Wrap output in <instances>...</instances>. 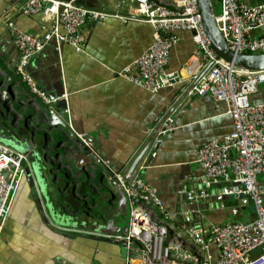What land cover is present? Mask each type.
Segmentation results:
<instances>
[{"label":"crops","instance_id":"crops-1","mask_svg":"<svg viewBox=\"0 0 264 264\" xmlns=\"http://www.w3.org/2000/svg\"><path fill=\"white\" fill-rule=\"evenodd\" d=\"M240 1L247 5L264 3V0ZM21 2L0 0V132L13 136L32 151H49L53 160L56 155L67 152L66 145L70 154L61 161L54 160L56 164H67L66 183L60 176L61 170L54 172L58 174V187L62 193L58 192L49 175H46L49 180L46 190L49 198L46 200L37 184L34 194L27 180L21 179L10 200L9 215L0 239V264H59L65 260L69 264H127L130 257H136L138 249L100 239L97 236H109L95 229L110 219L121 227L119 233H124V227H128V214L124 220L120 218L114 208L117 198H111L118 189L112 187L107 173L80 157L81 150L71 149L73 141L61 127H49V116L37 101L44 107L59 103L57 109L71 130L87 140L96 155L105 157L103 162L107 166L111 164L110 170L121 169L123 176L161 114L170 110L182 95L181 86L151 93L120 77L118 71L150 46L153 28L140 20L108 17L80 27L82 49L76 50L65 43L49 45L30 60L26 71L47 99L38 97L31 93L16 71L19 50L8 23L22 31L41 35L51 28L53 17L43 12L26 15L20 10L15 11ZM87 4L128 17L136 16V5L132 0H88ZM215 5L219 6L217 1ZM178 35L180 39L171 49L169 70H180L195 48L190 31H181ZM252 35H264V27L254 30ZM3 90L7 92L6 100L1 96ZM250 99L264 104V82L257 84ZM170 116L176 128L166 134L159 145L151 146L147 157L152 150L156 155L151 156L141 174L157 190L164 205V211L158 212V217L169 226L173 235L190 250L207 245L216 257L217 251L208 233L209 225L232 220L250 222L254 218L253 206L247 198L223 194V184H207L196 161L197 149L204 142L220 141L232 131V118L226 113L224 103L210 95H188ZM73 156L77 159L75 163ZM31 162L28 158L25 165L29 166ZM257 180L264 186V173ZM184 190L193 192L195 197L183 201ZM220 196H223L222 201H218ZM45 202H51L56 209L63 205L78 206L87 213L86 226H69L56 216L61 211L55 212L53 222ZM190 205H195V217L186 215L193 210L182 209ZM180 214L186 218L181 219Z\"/></svg>","mask_w":264,"mask_h":264},{"label":"built area","instance_id":"built-area-1","mask_svg":"<svg viewBox=\"0 0 264 264\" xmlns=\"http://www.w3.org/2000/svg\"><path fill=\"white\" fill-rule=\"evenodd\" d=\"M76 1L28 0L20 8L22 13L43 12L53 17L51 28L41 35L22 31L8 23L19 50L16 71L30 91L47 99L26 71L30 60L49 45L65 43L76 50L82 49L79 30L83 24L101 22L108 17L150 24L153 28L150 46L119 70L118 75L151 93L186 84L188 95H210L224 103L226 113L232 118L233 129L220 141L204 142L197 149L196 161L207 184H223V194L244 196L254 210L250 222L232 220L209 225L208 233L217 251L216 257L207 245L190 250L158 217V212L164 211V205L157 190L143 178L141 171L147 166L142 163L130 183L123 184L129 197L127 230L109 236L115 242L125 241L127 246L132 242L140 245L136 257H130L127 264H264V186L257 180L264 173V104L250 99L257 84L264 82V70L239 69L215 55L198 14L196 0H132L136 5V16L133 17L79 6ZM214 1L219 4L216 21L220 23L229 47L236 53H264V35H252L254 30L264 27V3L247 5L240 0ZM181 31L192 33L195 48L180 70H169L171 49L179 41ZM1 96L4 100L8 98L5 90ZM175 128L169 116L153 144L159 145ZM155 155L156 151L152 150L150 157ZM25 161V153L0 142V239L9 215L10 200L23 177ZM132 196L138 200L134 201Z\"/></svg>","mask_w":264,"mask_h":264},{"label":"water","instance_id":"water-1","mask_svg":"<svg viewBox=\"0 0 264 264\" xmlns=\"http://www.w3.org/2000/svg\"><path fill=\"white\" fill-rule=\"evenodd\" d=\"M28 0H22L20 5H17L15 8V11L20 10V8L27 2ZM88 0H77L76 4L83 7H88L96 10H100L97 5L87 4ZM197 1V9L198 14L200 15V19L202 22V25L205 29L206 36L209 41L210 48L215 53V55L218 58L223 59L224 61L232 64L234 67L249 71H260L264 70V53H236L234 52L224 39L221 30H220V23L216 21V12H215V1L213 3V0H196ZM113 12V11H109ZM114 13V12H113ZM0 24H2V21H0ZM209 66V65H208ZM180 90H182V95L179 97V99L171 106L170 110L165 112L164 114H161V118L158 119L149 134L148 140L145 142L143 147L138 152L137 156L130 162L128 167L123 171V176L121 174V169L115 168L113 170H110L103 160L105 157L103 155L98 156L96 155L88 145V141L84 140L82 137H79L75 134L74 131L71 130L68 122L62 115H60L59 110L57 109L59 103H52L47 104L45 107H41L43 111L47 109V114L50 119L49 127H61L68 138H70L73 141V145H71V149L74 150V148H78L81 150V156L82 158L85 157V160H87L88 163L91 162V164L96 165L99 167L103 173H107L109 175V180L111 182V185L116 190L118 189L117 193L115 192L114 195L111 194V198H117L115 200V210L117 211V215L122 218L123 220L127 217L128 214V203H129V197L125 194L123 189V184H128L132 180L133 175L135 174L137 168L142 164L143 161L145 166H148L151 157L148 156V153L150 151V148L153 144V140L159 131V129L164 124L165 120L172 114L174 110L183 102V100L188 96V88L183 91V86L180 87ZM179 90V92H180ZM163 115V116H162ZM171 117V116H170ZM173 120V118H172ZM174 121V120H173ZM0 142L10 146L15 147V149L22 150L23 153L28 158L32 159V162L29 166L25 165L24 163V173H23V180H27V182L32 186L33 192L35 194V184H37L41 190V192L44 195L45 200L49 198L48 194L46 193V190L48 191L49 184H48V178L46 175H49L50 180L53 184H56L58 192L62 193V189L58 187L60 185L58 174H54V172L61 170V178L66 183V169L65 166L67 164H63L62 162H59V164L55 163V158L61 161V159H64V156H69L70 151L69 148L66 145V153L62 155H56L54 157V160L52 159V156L49 151L40 149V150H30V148H25L23 145V142H19L13 138V136H7L4 135L2 132H0ZM27 144V142H25ZM59 144L64 145V142H60ZM28 145V144H27ZM65 151V150H64ZM29 155V156H28ZM80 155V154H75ZM35 156V159H34ZM147 157V158H146ZM71 158V157H70ZM76 156H73V161L75 163ZM70 160L68 159L67 162ZM73 163V164H74ZM73 164H70L73 166ZM112 167V166H111ZM126 171V172H125ZM32 172V173H31ZM93 173V171H92ZM7 175V172H6ZM120 176V177H119ZM112 188V189H113ZM183 201H190L195 197V194L193 192H186L185 190L182 192ZM223 196H220L218 198V201H222ZM134 201H137L138 199L134 196L131 197ZM201 201H204L203 197L200 198ZM46 208L50 214V217L52 218V221L55 216V212L61 211L60 215L56 214V216L61 217L63 221H66L69 226L75 225L77 227L78 225L81 227L86 226L87 220V213L82 211L78 206L75 208H70L69 205H63L62 208L58 207L56 209L51 202H45ZM193 210L191 214L187 217L192 216L195 217V205L185 206L182 208L184 211ZM186 215L180 214V218L183 219L186 218ZM55 220V219H54ZM55 222V221H53ZM119 226L115 224L114 219H110L108 222L104 224V226L98 225V228L95 227L96 230H99L100 232L103 231L104 233H107V236L115 235L120 232ZM124 231L127 230V226L124 227ZM77 235H84L87 236L86 233H78ZM100 239H104L106 241H112L109 237L104 236H97ZM121 246H125V241H121L119 243ZM134 249H139L140 245L137 242H132L130 244ZM58 264V263H55ZM59 264H69V262L61 261Z\"/></svg>","mask_w":264,"mask_h":264},{"label":"rangeland","instance_id":"rangeland-1","mask_svg":"<svg viewBox=\"0 0 264 264\" xmlns=\"http://www.w3.org/2000/svg\"><path fill=\"white\" fill-rule=\"evenodd\" d=\"M213 3H214V0H213ZM214 6H215V12H216V14H219V8H218V6H216V5H214ZM37 102H38V106L39 107H44V105L42 104L41 101L38 100ZM44 111L47 112V109H45ZM34 127H36V125H34ZM124 222L125 221H123V220L121 221L122 224H124Z\"/></svg>","mask_w":264,"mask_h":264},{"label":"trees","instance_id":"trees-1","mask_svg":"<svg viewBox=\"0 0 264 264\" xmlns=\"http://www.w3.org/2000/svg\"><path fill=\"white\" fill-rule=\"evenodd\" d=\"M18 75H19V78L21 77V79H22V76H21V74H20V73H18Z\"/></svg>","mask_w":264,"mask_h":264},{"label":"bare ground","instance_id":"bare-ground-1","mask_svg":"<svg viewBox=\"0 0 264 264\" xmlns=\"http://www.w3.org/2000/svg\"><path fill=\"white\" fill-rule=\"evenodd\" d=\"M6 221H7V219H6Z\"/></svg>","mask_w":264,"mask_h":264}]
</instances>
